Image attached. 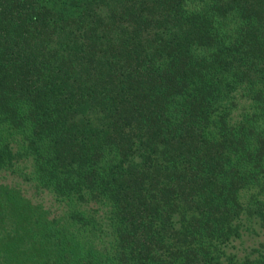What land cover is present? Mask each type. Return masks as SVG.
<instances>
[{
	"label": "trees",
	"instance_id": "obj_1",
	"mask_svg": "<svg viewBox=\"0 0 264 264\" xmlns=\"http://www.w3.org/2000/svg\"><path fill=\"white\" fill-rule=\"evenodd\" d=\"M0 173L39 264H264V0H0Z\"/></svg>",
	"mask_w": 264,
	"mask_h": 264
},
{
	"label": "rangeland",
	"instance_id": "obj_2",
	"mask_svg": "<svg viewBox=\"0 0 264 264\" xmlns=\"http://www.w3.org/2000/svg\"><path fill=\"white\" fill-rule=\"evenodd\" d=\"M63 211L64 206L51 193L36 191L18 177L0 173V259L42 263L51 253L47 240L42 241L43 232ZM228 249L238 256L250 255L254 249L264 253V230L256 225L243 230Z\"/></svg>",
	"mask_w": 264,
	"mask_h": 264
}]
</instances>
